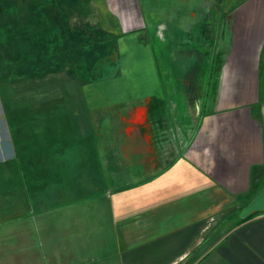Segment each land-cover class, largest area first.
<instances>
[{"label":"crops","instance_id":"1","mask_svg":"<svg viewBox=\"0 0 264 264\" xmlns=\"http://www.w3.org/2000/svg\"><path fill=\"white\" fill-rule=\"evenodd\" d=\"M0 6L6 26L0 65L14 66L15 53L26 68L19 89L0 73V264H11L13 251L38 260L50 187L59 189L56 204L67 210L109 197L125 210L132 196L134 209L123 210L102 240L116 242V264H264V0H0ZM110 67L120 68L115 83L85 82L92 91L82 128L99 136L97 156H72L68 148L79 145L60 135L48 145L56 147L53 160L43 155L44 143L8 156L14 130L31 127L44 138L67 127L44 125L39 116L16 129L10 121L28 122L22 111L46 102L69 109L77 76ZM27 69L43 72L31 78ZM64 164L74 177L96 164L105 190L78 192L65 182Z\"/></svg>","mask_w":264,"mask_h":264},{"label":"rangeland","instance_id":"2","mask_svg":"<svg viewBox=\"0 0 264 264\" xmlns=\"http://www.w3.org/2000/svg\"><path fill=\"white\" fill-rule=\"evenodd\" d=\"M3 23L5 24V21L2 20L0 13V42L1 38H3L4 33L6 32V26ZM9 24L17 25L21 24V22L10 21ZM18 43H20V40L18 41ZM1 44L4 47L6 45L4 44V42ZM26 49L25 52L27 53ZM12 55L14 59L13 64L15 65L11 66V62L8 61L7 63L9 64V67H4L5 70L0 69V73H2L3 76L7 75L11 79H8L9 83L13 87H15V89H17L21 80V72L26 71V68L22 69L20 67V58L18 59L15 53H12L11 56ZM2 66L0 65V67ZM27 70L29 76L33 75L31 78H35L39 76L41 72H43L39 69H36V72H34L33 69ZM118 70H120V68L110 67L106 68L105 70L94 69L92 71V75L88 73L87 75L82 74L83 76H81V74H79L69 87L71 93H74L76 97L75 103H73L69 109L66 106H63V102H61L60 104V101H57L55 103L60 104L61 107H59V105L57 106L55 103L49 104L46 102L44 106H32L22 111L23 116L28 119V122L20 120L10 121L12 120V118L10 119L9 117V121L13 125L14 129H16L20 124H29V126L35 125L33 123L36 122L35 120L37 116H39L38 122L44 123V125L52 124L56 127L59 126V124L61 123L62 126L67 127L65 129L66 131H61V133H58L56 131H45L44 138H40L41 134L38 135V133L32 130L31 127L28 128L27 132L23 133H18L16 132V130H14L11 145H8L6 149L8 156H12V154L15 155L17 149H22V151H24V149L25 151L29 150V153L32 151H36L37 148L43 146L44 143L45 151L43 155L45 156V158L49 157L51 160H53L52 155H56V147L53 146L54 149H52L49 146L52 143L59 141L58 135L61 136V142H69V140H71L79 145V147L77 148H73L71 146L68 148V151L72 156H97V150L93 149V146H95L93 142H96V140L99 139V136L92 137L89 135V132L86 136L84 135V131L82 128L83 125L86 124L84 120L85 105L87 103L85 95L92 91L91 86H89L90 83L86 84L85 82H88L91 79L96 80L98 82L104 81V79H111L109 81L111 84H113L115 83V78L118 76ZM103 71H105V73L102 76L101 74H103ZM157 72L159 78L163 79L164 70L159 67V70ZM97 78H99L100 80H97ZM96 81L95 84L97 83ZM111 84L109 85L111 86ZM89 102L93 103L91 101ZM0 106L2 107L1 102ZM30 120L33 122H31ZM7 123L6 120H4V124ZM69 128L72 129L71 132L68 131ZM91 139L93 141H91ZM88 140L93 143L92 147L90 146L91 143H89ZM59 155L62 156L64 155V153H60ZM96 166V164H93L92 167L90 166L88 170L86 169L84 171L83 175L80 174L77 177H74L69 176V174H71V167L69 164L67 166L65 164L60 165L62 176L65 179V182L75 183L77 185L76 190L78 192L83 191L85 193H88V191L90 192L91 190L93 196L98 193H102L106 188V180L104 178V175H102L98 171ZM80 184L84 185L85 187L81 189ZM58 190H53L52 187H50L46 188L44 191L43 198L45 214L43 219L45 228V238L44 241H41L39 245L38 260L37 257L36 259H34L35 256L33 255H29V258H26V256L23 257L22 255L19 258L18 254L21 255V252L13 251L11 264H116V261L118 259V254L114 249V247H116V242L113 241V244L110 243L104 245L102 243V240L104 239L108 229L110 230V233L115 231V226L117 222L121 220L122 212L124 209L122 210V207L119 209L117 204L113 202L112 198L108 196V201H105V199L101 201L100 199L96 201H89L90 206L88 208H80V210H67L65 207H59L60 205L56 204L58 200H62L63 198L62 196H60V193L58 194ZM28 196L30 197L31 194ZM93 196L87 195L86 197L94 199L95 197ZM127 199L128 200H126V202L124 203L126 205L124 211H132L135 206L132 196L128 197ZM79 203L77 204L79 205ZM108 203H111L114 207L109 209ZM98 204H101L102 206L97 207L96 205ZM176 220L178 219H175V217L169 219V222H167L166 226H171ZM76 246L78 247V249L75 248ZM74 252L75 254H72ZM77 258H87L88 261L80 262V260ZM7 263L9 264L10 260L7 261Z\"/></svg>","mask_w":264,"mask_h":264},{"label":"trees","instance_id":"3","mask_svg":"<svg viewBox=\"0 0 264 264\" xmlns=\"http://www.w3.org/2000/svg\"><path fill=\"white\" fill-rule=\"evenodd\" d=\"M0 69H2V70H3V69H4V66L0 67ZM4 70H5V69H4Z\"/></svg>","mask_w":264,"mask_h":264},{"label":"water","instance_id":"4","mask_svg":"<svg viewBox=\"0 0 264 264\" xmlns=\"http://www.w3.org/2000/svg\"><path fill=\"white\" fill-rule=\"evenodd\" d=\"M0 10H1V6H0Z\"/></svg>","mask_w":264,"mask_h":264}]
</instances>
